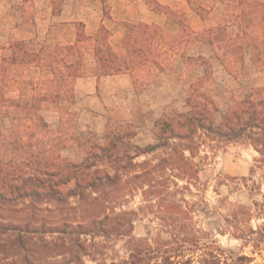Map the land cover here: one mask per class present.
<instances>
[{
  "label": "trees",
  "instance_id": "trees-1",
  "mask_svg": "<svg viewBox=\"0 0 264 264\" xmlns=\"http://www.w3.org/2000/svg\"><path fill=\"white\" fill-rule=\"evenodd\" d=\"M149 3L158 12L175 17L174 9L155 0ZM246 5L247 26L256 23L260 27L247 28V44L253 63L263 69L264 0H241V12ZM203 11L208 12L199 5L196 12L202 16ZM77 25L74 41L51 45L16 40L9 46L10 53L0 59V264H261L253 263V256L222 247L216 238L196 228L191 222L192 208L175 201L173 192L168 203L158 204L157 232L149 225L145 237L134 235L136 211L118 205L124 175L142 176L133 169L139 164L135 160L162 148L169 151L160 161L180 171L176 176L189 184L195 177L192 162L197 148L207 140L218 146L235 141L253 145L264 163V89L247 87L246 95L233 98L218 119L219 105L204 89L210 77L209 60L203 54L185 53V62L202 65L204 73L190 84L188 109L175 110L156 121L155 143H132L135 134L109 117L103 136L89 132L73 137L77 158L66 157L62 153L68 146L67 137L50 134L41 110L47 102L67 99L66 86L84 72L81 43L89 37L83 35V23ZM259 32L262 39L256 35ZM108 34L103 27L93 38L98 79L126 71L134 74L146 67L162 69V44L172 45L180 37L166 35L158 24L139 22L129 25L117 50ZM194 35H182L181 41L205 45L224 60L236 53L228 28L208 27ZM29 67L51 77L37 82L28 76ZM216 145L208 143L209 147ZM148 173L145 170L143 175ZM174 184L179 187L177 181ZM155 192L165 199L163 191ZM256 204L264 213V195ZM248 236L256 248L263 249L264 223L250 227ZM118 239L124 241L125 255L112 247Z\"/></svg>",
  "mask_w": 264,
  "mask_h": 264
},
{
  "label": "rangeland",
  "instance_id": "rangeland-1",
  "mask_svg": "<svg viewBox=\"0 0 264 264\" xmlns=\"http://www.w3.org/2000/svg\"><path fill=\"white\" fill-rule=\"evenodd\" d=\"M161 1L175 10V17H169L172 18L170 22L162 20V28L166 35L180 37L172 45L162 44L160 60L164 63L163 68L159 70L146 67L135 71L132 85L125 79L110 80L105 75L101 77L93 95L77 99L74 92L77 78L85 76L93 63L95 66L94 40L90 38L81 43L85 58L84 72L66 86L67 99L47 102L41 110L49 125L50 134L55 136L62 133L67 137L68 146L62 153L64 156L77 158L73 137L85 136L89 132L103 136L109 117L114 123H122L123 129L135 134L131 139L132 143L140 146L155 143L156 121L175 110L186 111L190 84L194 78L204 73L202 65L185 62V53L203 54L208 58L210 77L204 89L215 97L219 105V112L216 113L218 119H221L233 98L246 95L244 89L247 87L254 85L264 89V75H260L258 71L261 64L253 63V55L247 44V28L260 27L256 23L247 26V5L244 6L246 10L243 13L242 6L238 8L241 0ZM199 5H203L208 12L203 11L202 16L199 15L196 12ZM39 19L42 30L36 37L31 38L36 42L53 45L75 40L74 34L78 25L56 24L45 35L47 10L42 12ZM208 27H215L219 31L228 28L231 42L237 50L234 55L226 57V62L205 45L181 41L182 35L189 34L194 37V34ZM81 29L83 35H86L85 28ZM256 35L262 39L261 32ZM115 48L121 50V44ZM0 53L1 59L10 50ZM228 61L231 64H227ZM26 71L37 82L44 77H51L50 73L44 74L35 67H29ZM208 143L217 144L207 140L206 144L197 148L198 155L192 162L195 177L191 184L176 176L180 171L167 168L160 161L161 157H167L168 149L162 148L138 157L135 161L139 164L133 169L142 173V176L134 178L132 174L124 175L123 198L118 205L119 209L136 211L134 235L145 237L149 225L154 227V233L157 232L155 227H159L160 222L158 204L168 203L169 194L173 192L175 201L183 207L188 205L192 208L190 217L196 228L216 238L222 247L235 253L253 256V263L264 264V248H256L254 241L248 236L250 227L256 228L264 223V213L259 211L256 204L263 201L264 195V163L260 161L261 154L253 145L241 141L215 147H209ZM186 155L189 156L188 151ZM145 170L149 173L143 175ZM174 181L178 182V188ZM188 185L190 189L186 188ZM156 189L163 191L164 200L156 195ZM163 236L167 235L163 233ZM112 247L121 255L126 254L122 239L115 240Z\"/></svg>",
  "mask_w": 264,
  "mask_h": 264
},
{
  "label": "crops",
  "instance_id": "crops-1",
  "mask_svg": "<svg viewBox=\"0 0 264 264\" xmlns=\"http://www.w3.org/2000/svg\"><path fill=\"white\" fill-rule=\"evenodd\" d=\"M155 1L165 7L171 6L161 0ZM44 10L48 14L45 35L56 24L77 25L82 22L89 39L100 35L103 27L107 28L108 40L114 47L121 44L131 24L143 22L162 27V20L170 22L172 19L166 12L155 10L149 0H0V51L6 52L13 41L36 37L42 30L39 16ZM74 37L76 39L77 30ZM93 70L94 63L85 76L77 78L74 88L77 99L90 97L97 89L101 78L98 79ZM258 71L264 75V69ZM105 77L125 79L129 85L135 79L128 71Z\"/></svg>",
  "mask_w": 264,
  "mask_h": 264
}]
</instances>
